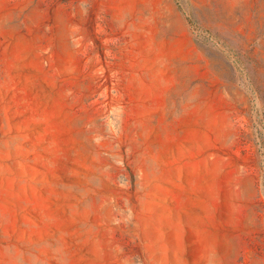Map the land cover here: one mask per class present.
<instances>
[{
  "label": "rangeland",
  "instance_id": "1",
  "mask_svg": "<svg viewBox=\"0 0 264 264\" xmlns=\"http://www.w3.org/2000/svg\"><path fill=\"white\" fill-rule=\"evenodd\" d=\"M0 264H264V0H0Z\"/></svg>",
  "mask_w": 264,
  "mask_h": 264
}]
</instances>
